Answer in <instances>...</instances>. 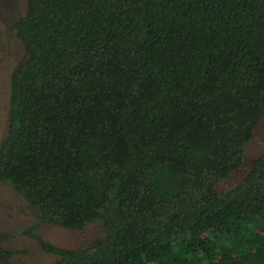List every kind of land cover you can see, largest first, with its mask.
<instances>
[{"label":"trees","instance_id":"obj_1","mask_svg":"<svg viewBox=\"0 0 264 264\" xmlns=\"http://www.w3.org/2000/svg\"><path fill=\"white\" fill-rule=\"evenodd\" d=\"M28 3L0 182L40 224L108 228L87 249L40 240L52 264L264 263V155L217 188L264 119V0Z\"/></svg>","mask_w":264,"mask_h":264},{"label":"rangeland","instance_id":"obj_2","mask_svg":"<svg viewBox=\"0 0 264 264\" xmlns=\"http://www.w3.org/2000/svg\"><path fill=\"white\" fill-rule=\"evenodd\" d=\"M28 4V0H0V147L8 130L12 73L28 60L27 48L16 31L19 21L28 14ZM262 155L264 119L245 150L243 166L229 178L221 180L217 184L218 190L229 192L235 189L250 174L254 161ZM39 220L40 212L31 206L23 194L17 192L10 182H0V233L6 235L0 245L16 254L10 261L0 264H52L57 256L46 253L40 240L64 249H87L103 240L108 232L104 221L71 230L40 224ZM35 225L38 227L32 228Z\"/></svg>","mask_w":264,"mask_h":264}]
</instances>
